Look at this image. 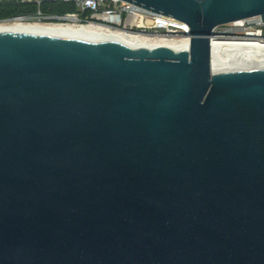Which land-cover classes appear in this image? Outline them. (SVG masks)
Here are the masks:
<instances>
[{"label":"water","instance_id":"95a60500","mask_svg":"<svg viewBox=\"0 0 264 264\" xmlns=\"http://www.w3.org/2000/svg\"><path fill=\"white\" fill-rule=\"evenodd\" d=\"M122 1L188 50L0 34V264H264V66L210 47L264 0Z\"/></svg>","mask_w":264,"mask_h":264},{"label":"built area","instance_id":"2783aa9c","mask_svg":"<svg viewBox=\"0 0 264 264\" xmlns=\"http://www.w3.org/2000/svg\"><path fill=\"white\" fill-rule=\"evenodd\" d=\"M31 4L39 8L44 2L70 4L74 12L62 16H42L37 12L33 20L38 23L73 26L81 29H94L107 33H142L161 35L181 41L189 48V29L186 24L146 11L122 0H0ZM29 18H15L28 20ZM35 22V21H32ZM212 38L243 40L258 38L264 41V23L259 18H251L218 26L212 31ZM211 40V38H210Z\"/></svg>","mask_w":264,"mask_h":264},{"label":"bare ground","instance_id":"6f19581e","mask_svg":"<svg viewBox=\"0 0 264 264\" xmlns=\"http://www.w3.org/2000/svg\"><path fill=\"white\" fill-rule=\"evenodd\" d=\"M0 34H24L40 37H60L94 41L107 39L127 44L132 50H153L165 47L173 52L187 49L186 44L161 35H146L142 33H107L94 29H81L73 26L41 24L16 20L0 23ZM232 40L215 39L211 37V69H232L248 66H264V41L258 38Z\"/></svg>","mask_w":264,"mask_h":264},{"label":"trees","instance_id":"16d2710c","mask_svg":"<svg viewBox=\"0 0 264 264\" xmlns=\"http://www.w3.org/2000/svg\"><path fill=\"white\" fill-rule=\"evenodd\" d=\"M39 12L42 16H62L74 12V8L70 4L58 2H44L39 8L31 4H19L14 2H1L0 3V23L15 18H29L28 22H32Z\"/></svg>","mask_w":264,"mask_h":264},{"label":"rangeland","instance_id":"374dc122","mask_svg":"<svg viewBox=\"0 0 264 264\" xmlns=\"http://www.w3.org/2000/svg\"><path fill=\"white\" fill-rule=\"evenodd\" d=\"M30 21H35V22H37L38 20H36V19H32V20H30ZM38 23V22H37ZM41 24H44V22H42ZM234 40V39H233ZM228 43H232V40H228L227 42H226V44H228Z\"/></svg>","mask_w":264,"mask_h":264}]
</instances>
